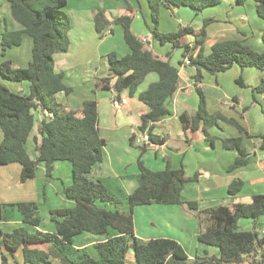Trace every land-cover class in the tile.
I'll list each match as a JSON object with an SVG mask.
<instances>
[{"label":"trees","instance_id":"16d2710c","mask_svg":"<svg viewBox=\"0 0 264 264\" xmlns=\"http://www.w3.org/2000/svg\"><path fill=\"white\" fill-rule=\"evenodd\" d=\"M10 16L19 26V30L5 29L0 38V56L22 44L23 37L31 40V58L26 68H13L9 60L0 62V78L4 81L29 84L27 95L10 92L0 84V166L16 163L20 165L19 180L24 183L34 179L38 166H43L46 177H50L53 164L67 162L71 165L72 183L63 188L66 200L73 206L50 211L53 232L35 230L29 232L18 227L7 234L0 230V249L6 248L10 255L21 249L25 264H53L49 249L59 252L62 264H127L126 256L132 251L136 264H182L187 256L176 241L156 238L140 242L134 236L133 210L138 206L151 204H182L181 194L187 182L195 181L185 176L183 169L173 170L167 166L161 171H150L138 160L139 174L137 187L129 195L112 192L108 184L101 179L93 180L90 174L93 168L103 161L105 141L99 135L96 103L84 101L80 110L62 111L56 101V94L68 95L71 89L64 83L62 72H56L54 55L66 53L69 49L70 18L64 9L67 0H6ZM153 28L149 29L153 41L159 45L170 44L173 49L182 48L183 59L188 56V67L195 84H200L202 73L210 75L225 72L233 65L240 69L254 68L264 71V29L261 34L263 50L254 51L238 40L215 43L209 54L204 55L202 45L206 37V27L211 20H205L203 26L194 31L189 26L174 33H162L158 30V11L161 6L187 7L195 12L219 4L222 0H146ZM247 0H237L239 4ZM255 2L256 13L264 22V0ZM132 17L123 15L108 20L103 11H97L93 17L94 30L99 36L111 34V25H119L129 54L117 58L114 53L107 56L109 75L100 79L96 88L112 90L117 96L127 92L136 94L139 86L149 74H156V82L150 83L146 90L138 94V99L146 112L141 115L140 132H147L153 144L162 140L154 137V125L170 115L168 103L177 89L178 69L170 65L169 57L162 60L147 49L131 32ZM187 36L194 39L193 47L183 43ZM198 49L195 57L193 51ZM241 86L240 80L237 81ZM197 110L193 115L183 113L181 125L191 130L201 125L205 139L211 144L213 138L207 129L218 120L242 129L234 122L222 118L219 114H210L206 109L205 97L199 88ZM255 91H259L256 88ZM264 91V87L261 92ZM46 113L41 119L37 134L33 138L35 158L26 150L36 111ZM264 118V110H263ZM133 140V139H132ZM226 149H235L237 157L228 166L227 171L248 164V154L241 138H229L222 142ZM139 148L142 156L146 146ZM260 149L264 151V136L260 137ZM243 183L235 180L228 185L227 194L236 196ZM196 209L195 202L187 203ZM124 205V209L118 207ZM16 207L23 224L40 228L42 220L38 206L34 202H21L10 205ZM114 207V208H113ZM5 205L0 204V221L5 216ZM201 223L203 231L198 235L201 244L217 248L219 256L206 260H195L193 264H262L264 262L263 238L260 236V221L264 220V193L254 195L250 203L234 204L231 209L218 205L203 210ZM240 219L253 222L251 230H241ZM89 233L104 238L93 245L94 256L85 250L71 248L74 237ZM2 256L0 264H7Z\"/></svg>","mask_w":264,"mask_h":264},{"label":"crops","instance_id":"0c3cea01","mask_svg":"<svg viewBox=\"0 0 264 264\" xmlns=\"http://www.w3.org/2000/svg\"><path fill=\"white\" fill-rule=\"evenodd\" d=\"M2 1L6 3L7 8L2 11L3 29L0 26V38L5 29L10 31L20 29V26L10 16L9 5L6 0H0V10ZM81 1L83 2L81 6L75 9L70 8L67 11L71 22V28L68 33L69 49L66 53L54 55V67L56 72L63 73L64 83L71 89L68 95L63 92L56 94L57 104L62 111L80 110L84 101L93 100L96 103L98 131L100 137L105 141V147L103 161L93 168L90 177L93 180H104L112 192L116 194L129 195L137 187L136 178L139 174V159L143 166L150 171H161L169 166L173 170L183 169L185 176L188 178L197 175L195 181L185 184L181 194L182 204H151L135 207L133 210L134 236L140 242H147L156 238L176 241L181 245L187 256V259L182 264H193L195 260L217 258L219 256L217 248L201 244L198 241V235L203 231L200 212L218 205L231 209L234 204L250 203L254 195L264 193V151L260 149V137L264 136V128L256 126L258 128L257 131L254 129L249 112H246L247 109L243 104L245 101L244 97H237L238 95H235V93L227 95L232 99L231 104L224 106V110L223 107L218 108L217 105L222 101L214 94L219 92V90H223V85H220V82L223 83L224 80L217 75L231 70L233 71L231 76L233 80H240L244 84L241 87H244L245 84L255 86L256 82L261 78L264 80V71L254 68L240 69L238 66L233 65L225 72L211 75L214 76L212 79L206 78L207 84L202 82L195 84L190 76L193 69L190 72V67L182 66L183 49L179 48L182 51L178 67L172 65L169 60L170 65L178 69L177 89L168 103L170 115L156 123L152 130L154 137L161 139L162 142L147 149L140 156L139 148L132 143V139L140 132L141 115L146 112V107L139 101L138 94L146 90L150 83L156 82L158 77L154 73L149 74L133 96H129L127 92H122L119 97L125 100L124 104L120 112H115L110 107L113 91L96 88L95 84L109 75L108 64L107 66L105 64L107 56L110 53H114L117 58H121L129 54V49L124 45L119 47L120 53H116L113 47L105 50L104 38L108 35H113L114 31L112 30L111 34L100 39L94 30L93 17L97 11H103L106 18L110 21L123 15H129L132 19L139 18L146 26V31H148L147 33H137L132 29L131 25V32L139 40L145 36H150L149 29L153 28V26L147 24L146 17L133 8V0ZM69 5L70 0H67L66 7ZM116 8L117 11L115 12H118V14L113 15L112 12ZM173 9L176 15L179 16V29L189 26L194 31H197L203 26L205 20H211L206 27V37L202 45L204 55L209 54L211 47L215 43L227 40H238L257 52L263 50L261 34L264 29V22L258 17L255 2L251 0H247L246 3L242 4H239L237 0H222L219 4L207 7L199 12L191 9L185 10L189 9L187 7H173ZM209 9L214 10H211L206 15L203 14ZM161 32L165 33V31ZM154 44L158 43L152 40L150 50L153 55L166 60L167 57L161 54L164 48L162 46L164 45L158 44L160 47H155ZM182 44L190 48L193 47V37H185ZM31 46V40L23 37L22 44L9 49L5 54V59L0 56V62L7 59L11 62L13 68L27 66L31 58ZM197 52L198 49L194 50L192 56L195 57ZM7 83L15 82L4 81L0 78V84L4 85L12 93L27 95L29 92V84L27 82L28 85L21 82L15 83L14 86H9ZM204 86L213 90V95H210V97L204 95L206 94V91L203 90ZM196 88L202 91L205 97L206 109L209 113L219 114L223 119L234 122L242 129V132H240L234 125L221 120V122L227 123L226 125L232 128L231 138H241V143L248 154V164L246 166L230 172L227 171L228 166L237 157V151L235 149H227L230 151V156H208L211 155L212 151H209V141L205 139L201 125L193 131L190 127L184 128L181 125L179 120L181 114L193 115L197 110L198 95L195 91ZM259 94L260 98L264 100V91L259 92ZM253 102L258 103L255 96L253 97ZM240 109L241 112H238ZM231 111L238 112L241 125L236 122ZM34 115V127L25 145L31 158L36 156L33 138L38 137V125L43 116H46V113L37 110ZM208 134L213 140H218L222 145V140L218 138L219 135L215 130L209 129ZM242 134L246 138L242 137ZM0 138L2 140V136ZM211 146H213V143ZM198 152L205 156L199 155ZM152 166H157V169H153ZM20 170V165L16 163L0 166V204L6 206L5 216L0 221V225L9 228V231L5 232L7 234L22 226L29 232L35 230L53 232L54 224L50 221V214L49 223L41 219L40 228H34L23 224L21 215L16 207L10 205L21 202H34L37 204L38 210H40V202H42L43 198H46L45 193L47 192V189L42 186V182H44L55 188L59 199V204L53 207V210L72 207L74 205L73 202L66 200L63 195V188L72 183L71 165L67 162L54 163L50 177H46L43 166H38L35 178L24 183L19 180ZM38 179L41 184L37 183ZM235 180L241 181L243 186L236 196L231 197L227 194V188ZM53 181L59 182V186H54L52 184ZM191 182H196V186H193L195 195L189 197L186 194V191H188L186 185ZM224 191L227 195L226 198L222 195ZM242 192H246L247 195L241 197ZM218 194H221V197H216ZM241 198H246L247 201H241ZM219 200L223 203H220ZM188 202H195L196 209H191L187 204ZM118 208L122 210L124 205ZM245 223L242 230H251L253 222ZM11 224H14V226H11ZM103 240L104 238L101 236L82 233L73 238L71 248L73 250H85L94 256L93 245ZM41 248L49 249L51 252L50 261L53 264H62L57 250L46 246H41ZM2 256L7 258V264H25L21 249L10 255L6 248H1L0 259ZM126 260L127 263L136 264L132 251H129ZM243 264L249 263L244 262Z\"/></svg>","mask_w":264,"mask_h":264},{"label":"rangeland","instance_id":"374dc122","mask_svg":"<svg viewBox=\"0 0 264 264\" xmlns=\"http://www.w3.org/2000/svg\"><path fill=\"white\" fill-rule=\"evenodd\" d=\"M133 1H134L133 2V8L136 9L138 11V13L140 12L142 15H144L146 17V23L147 24H149L150 26H153V22H152L151 15H150V10H149V7L147 6L146 0H133ZM82 3L83 2L81 0H70V5L68 7H66L64 9V11L67 13V11L70 8L75 9V8L81 6ZM245 3H246V1H245ZM111 6L114 7L113 5H111ZM6 8H7L6 3L4 1H2L1 2V10H0V22H1L0 26L2 27V29H3L2 11H5ZM224 8L222 9V12H223ZM185 10H190V9H185ZM211 10H214V9L206 10L205 12H207V13L204 12L203 14L206 15ZM115 11H117V8L112 12L113 15L118 14V12H115ZM178 19H179V16L176 15V13L173 9V6L169 7V8H166L165 6H161L159 8V11H158V30L160 32L165 31V33L176 32L179 29V23H178L179 20ZM131 25H132V29L137 33H147L148 32V31H146V26L143 24V21L139 18L138 19H136V18L132 19ZM110 29L114 31V34L108 35L106 38H104V42H105L104 43V46H105L104 49L106 50L110 47H113L116 53H120L119 47L125 45L123 37H122V31H121L122 29L119 25H111ZM142 30H143V32H142ZM24 37L29 39L26 36H24ZM100 39H102V38H100ZM154 46L160 47L158 44H154ZM162 47H164V48L162 49L161 54L165 55V57L168 56L170 63L172 65H174L175 67H178V63L181 60V51L182 50L179 48L173 49L171 45H164ZM5 57H4V59H5ZM1 60H2V58H1ZM105 64L107 66V64H108L107 59L105 60ZM26 67L27 66H23V68H26ZM232 74H233V71L229 70L225 73H219L217 75V76H219L220 79L224 80L223 83L220 82V85H223V90H219V92L214 94V96L219 97V100L222 101L219 103V105H217L218 108L223 107V110H224V106H226L227 104H231L232 99L229 98L227 95H231L232 93H235V95H238L237 97H242V98L244 97L245 101L243 104L245 105V107L247 109L246 112H249L251 122L253 123L252 126L254 127V129L257 131L258 128L256 126H260V128H264V120H263V115H262V109L264 110V100L260 98V94H259V92H261V90L264 87V80H262V78L259 79L256 82L255 86H252V84H245L244 87H241V85H239L238 82H236L237 80H233V77H231ZM202 75L204 77L202 83H205V84H207L206 78H211V79L214 78V76H211L205 72H203ZM7 84H9V86L15 85V83H7ZM24 84H27V83L24 82ZM256 88H259L258 92L255 91ZM203 90L206 91V94H204V95H207L208 97H210V95H213V90H210L208 87L204 86ZM254 96H255V98H257L258 103L253 102ZM207 112H208V110H207ZM238 112H241V109ZM238 112H232V113L234 114L236 122H238L241 125L242 123H241L240 117L238 115ZM226 124L227 123H225V122L223 123V122H221V120H218L216 122V124H213L211 127H209L207 129V132L209 129L212 128L219 135L218 138L221 139L223 142L226 139L231 138V135L233 133L232 128ZM0 136H2L1 132H0ZM241 136L246 138L244 134H242ZM0 142H1V138H0ZM208 148H209V151H212L211 155H208V156H230V151H228L226 148H224L223 143L221 145L218 140L213 141V146H211V144L209 142ZM198 154L201 156H205L201 152H198ZM152 168L157 169V166H155V167L152 166ZM37 183L38 184L40 183L39 179H38ZM195 183L196 182H191V183L186 185V187L188 188V191H186L187 192L186 194L189 197H192L195 195V191L193 189V186H196ZM52 184L54 186H59V182H57V181H53ZM42 186L47 189V192L45 193L46 198H43L42 202H40L39 216L41 217V219L44 222L47 221L49 223V213H50V211H52L54 209L53 207H55L56 205L59 204V199H58V196L55 192V188H53L52 185H48V184H45L44 182H42ZM220 195L221 194H218V195H216V197H221ZM222 195L225 198L227 197L225 191H224V194H222ZM245 195H247L246 192L241 193V197H244ZM241 201H247V199L241 198ZM219 202L223 203V202H221V200H219ZM250 221L251 220H249V219H240L239 223H238L239 228L241 230L244 229L243 225L246 224L245 222H250ZM11 226H14V224H11ZM0 230L5 233L6 231H9V228L5 227L4 225H0ZM127 264H131V263H127ZM262 264H264V262Z\"/></svg>","mask_w":264,"mask_h":264},{"label":"built area","instance_id":"2783aa9c","mask_svg":"<svg viewBox=\"0 0 264 264\" xmlns=\"http://www.w3.org/2000/svg\"><path fill=\"white\" fill-rule=\"evenodd\" d=\"M151 41H152L151 36H145L141 39V42L144 44V46L147 49L151 48ZM189 64H190L189 57L186 56L182 61V66L188 67ZM124 101H125L124 99L117 96V94L113 91V94L110 99V107L115 112H120L124 104ZM132 143L137 147L146 146L148 149L155 146V144H153L147 132H139V134H137L133 138ZM259 233L260 236L263 238L262 249L264 250V220L262 221L261 226L259 228Z\"/></svg>","mask_w":264,"mask_h":264},{"label":"water","instance_id":"95a60500","mask_svg":"<svg viewBox=\"0 0 264 264\" xmlns=\"http://www.w3.org/2000/svg\"><path fill=\"white\" fill-rule=\"evenodd\" d=\"M192 71V68H190V72Z\"/></svg>","mask_w":264,"mask_h":264}]
</instances>
